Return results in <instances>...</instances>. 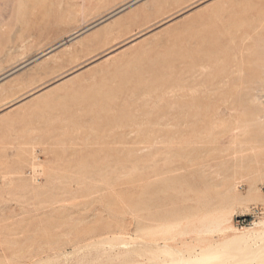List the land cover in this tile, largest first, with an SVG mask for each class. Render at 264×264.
Listing matches in <instances>:
<instances>
[{"label":"rangeland","instance_id":"obj_1","mask_svg":"<svg viewBox=\"0 0 264 264\" xmlns=\"http://www.w3.org/2000/svg\"><path fill=\"white\" fill-rule=\"evenodd\" d=\"M132 1L0 0V264L264 248V160L235 93L264 64V0Z\"/></svg>","mask_w":264,"mask_h":264},{"label":"bare ground","instance_id":"obj_2","mask_svg":"<svg viewBox=\"0 0 264 264\" xmlns=\"http://www.w3.org/2000/svg\"><path fill=\"white\" fill-rule=\"evenodd\" d=\"M135 1V0H134ZM134 1H132V2H134ZM159 1V0H158ZM131 2V3H132ZM154 2H156V1H154ZM131 3H129V5H131ZM126 6H128V4L126 5ZM231 8H229V10H230ZM120 10V9H119ZM220 10V9H219ZM113 11V10H112ZM218 11V10H217ZM224 12H225V10H224ZM218 14V13H217ZM220 14V13H219ZM212 15H214V16H217V15H215V14H212ZM110 16V15H109ZM109 16H107V17H105V18H103V19H101L99 22H98V24H100V23H102L103 21H105ZM112 17V16H111ZM257 17V16H256ZM259 17H261V16H259ZM264 17V16H263ZM255 19V18H254ZM262 20H263V18H261ZM260 19V20H261ZM256 20V19H255ZM260 20H256L257 22H260L261 23V21ZM255 21H253V23H254ZM256 22V23H257ZM263 22H264V20H263ZM96 24H97V22H96ZM263 24V27H264V23H262ZM261 25V24H260ZM86 26V25H85ZM261 28H262V25L260 26ZM85 28V27H84ZM255 29H257V28H255ZM263 29V28H262ZM85 29H83V30H80V31H77V32H74L70 37H69V39H76V38H78V36H80L82 33H83V31H84ZM87 31V30H86ZM259 34V33H258ZM262 34V33H261ZM260 38H262V37H260L259 36V39ZM68 39V38H67ZM68 39V40H69ZM258 39V44H257V42H256V45H259V42L261 41V40H259ZM219 40H221L220 38H219ZM256 41V40H255ZM254 41V42H255ZM216 42H218V40L216 41L215 40V43ZM254 42H253V44H254ZM62 43V42H61ZM220 43H222V41H220ZM264 42L262 41V44H263ZM203 45H205V44H203ZM213 45V44H212ZM218 45V44H217ZM57 47V46H56ZM55 47V48H56ZM253 47H254V49H255V53H256V50L258 49V48H255V45H253ZM54 48V49H55ZM211 48V47H210ZM52 49V48H51ZM259 51H260V48L258 49ZM262 50V49H261ZM251 51H253V50H251ZM264 51V50H263ZM45 54H47V53H45ZM45 54H42L40 57H42V56H44ZM208 54V53H207ZM210 54V53H209ZM250 54H251V52H250ZM258 54H259V52H258ZM107 55V54H106ZM211 55V54H210ZM254 55H257V53L256 54H254V52H253V55L252 56H254ZM263 55H264V53H263ZM255 57V56H254ZM260 57V56H259ZM207 57H204V59H206ZM260 58H263V56L262 57H260ZM192 59V58H191ZM253 59V58H252ZM263 60V59H262ZM34 61V60H33ZM264 61V60H263ZM131 63V62H130ZM259 63V62H258ZM28 64V63H27ZM260 64V63H259ZM24 67V66H23ZM148 67H150V66H148ZM109 70H110V68H108V72H109ZM15 71V70H14ZM13 71V72H14ZM17 71V70H16ZM15 71V72H16ZM117 71V70H116ZM133 72V71H132ZM144 72V71H143ZM12 73V72H11ZM240 73V72H239ZM142 74H144V73H142ZM146 74V73H145ZM221 74V73H220ZM236 74H238V73H236ZM241 74H242V72H241ZM9 75V74H8ZM7 74H5V76H3L2 78H0V81L2 80V79H4L5 77H7L8 76ZM129 75V74H128ZM240 75V74H239ZM239 75H237V76H239ZM244 75V74H243ZM125 76L127 77V74H125ZM147 76V75H146ZM222 76H224V75H222ZM240 77V76H239ZM238 78V77H237ZM122 79V78H121ZM133 81L135 80V79H132ZM246 81H245V85H247V87H246V91L244 92V94L242 95V92L241 91H236L235 93H236V95H237V97H239L238 99L240 100V101H242V99L245 97L246 98V101L247 102H249V103H251L253 106H252V108H250V121H249V125H248V127L250 128V130H249V139H248V151H249V158H250V160L251 161H253V162H259V160L260 159H262V160H264V64H262L261 63V66L260 67H258V68H255V69H252V70H250L249 71V73L247 74V76H246V79H245ZM135 82V81H134ZM138 82V81H137ZM138 84H140V83H138ZM137 84V85H138ZM136 85V84H135ZM106 87V86H105ZM125 87H128L127 85H125ZM131 87V86H130ZM235 88V87H234ZM239 90V89H238ZM244 96V97H243ZM242 98V99H241ZM260 99H262V103L260 102V103H258L257 104V102L258 101H260ZM20 101V100H19ZM16 102V101H15ZM5 106V105H4ZM234 109V108H233ZM3 121V120H2ZM186 124H188V123H186L185 122V120L184 119H182V122H179V125H181L182 127L183 126H186ZM200 124V123H199ZM242 129V128H241ZM245 133H242V135H244ZM241 135V134H240ZM245 136V135H244ZM238 137V136H237ZM241 160V159H240ZM262 225V224H261ZM254 226V225H253ZM246 228V227H245ZM253 228V227H252ZM246 231H248V229H246ZM186 232V231H185ZM200 234V233H199ZM184 235V234H183ZM257 235V234H256ZM254 236V235H253ZM258 236V235H257ZM262 236V235H261ZM255 237V236H254ZM244 236L242 235V236H239V237H234V238H232L231 240H229V244H233V245H235L234 243H236V245L238 244V246H241V245H243L245 242H244ZM255 239V238H254ZM160 241V240H159ZM165 241H167L166 239H165ZM168 241H171L170 239L168 240ZM248 241L249 240H247V243H248ZM251 241V240H250ZM249 241V242H250ZM255 241V240H254ZM258 241V240H257ZM156 242V241H155ZM158 242V241H157ZM162 242H163V239H162ZM259 242V241H258ZM260 242H261V240H260ZM164 243V242H163ZM226 243V242H225ZM228 243H226V244H228ZM242 243V244H241ZM158 244V243H157ZM241 244V245H240ZM252 244H254V243H252ZM252 244H250V247H247V245L244 247V248H246L245 249V253L243 252V254L245 255V258H243L244 257V255H242V254H237L238 255V258H237V260L235 261L236 263H238V264H262V263H264V248L262 249V251L259 249V247H260V245L257 247L260 251H261V254H262V257H261V259L259 258V260H258V258L256 259V257H255V255H257V254H255L256 253V251L258 252L259 250H257V249H255V247H254V249L253 250H249L248 251V249H251V247L253 246ZM260 244H262V243H260ZM252 245V246H251ZM257 246V245H256ZM263 247H264V245H262ZM156 248H157V250H158V253L161 255V256H163L164 258H166L168 261H170V263L169 264H201V262H207V260L208 259H210V258H212L211 256V253H205V254H203L201 257L199 256H197V255H195V256H197V257H195V259H193L192 257V255L191 254H189V255H191V256H189V255H187L188 253H185L186 255H187V258L184 256V254H183V251H181V250H178V249H176V248H172V247H170V246H167V245H164V246H162V247H157L156 246ZM239 249V248H238ZM238 249H237V251H238ZM209 250V249H208ZM240 250V249H239ZM154 251V250H153ZM156 251V250H155ZM210 251V250H209ZM247 251V252H246ZM211 252V251H210ZM255 255H254V254ZM236 254V253H235ZM237 255H235V256H237ZM242 255V258L240 257ZM189 256V257H188ZM248 256V257H247ZM247 259H254V261L255 262H247L246 260ZM256 259V260H255ZM163 261H165V260H163ZM150 264H153V263H150ZM154 264H157V263H154ZM162 264H168V262H162ZM215 264V263H214Z\"/></svg>","mask_w":264,"mask_h":264},{"label":"water","instance_id":"obj_3","mask_svg":"<svg viewBox=\"0 0 264 264\" xmlns=\"http://www.w3.org/2000/svg\"><path fill=\"white\" fill-rule=\"evenodd\" d=\"M135 3V2H134Z\"/></svg>","mask_w":264,"mask_h":264}]
</instances>
